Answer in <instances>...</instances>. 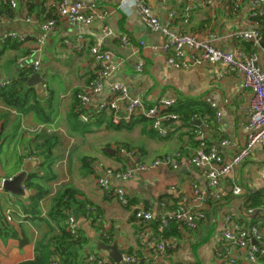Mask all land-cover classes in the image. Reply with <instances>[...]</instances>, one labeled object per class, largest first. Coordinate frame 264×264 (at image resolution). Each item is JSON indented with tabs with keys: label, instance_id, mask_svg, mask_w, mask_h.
Listing matches in <instances>:
<instances>
[{
	"label": "crops",
	"instance_id": "obj_1",
	"mask_svg": "<svg viewBox=\"0 0 264 264\" xmlns=\"http://www.w3.org/2000/svg\"><path fill=\"white\" fill-rule=\"evenodd\" d=\"M86 1L98 3L109 14L105 19L89 25L60 22L58 28L46 38L40 56V70L29 75H40L42 83L30 86L27 82L29 87L35 89L36 102L43 104L48 98L53 100V121L44 123L36 113L23 114L0 99V209L12 210L11 226L20 239L28 240L27 244L21 246L18 239L3 240L0 237V264H20L33 260L38 242L60 234L59 226L49 214L55 199L67 189L79 191L78 199L87 201L91 207V215L78 218L80 231L90 242L86 253H98L110 260L106 251L98 249V243L103 242V230L110 237L107 245L116 242L121 253L132 252L142 257L144 252L140 233L146 231L148 237L154 238L155 231L150 227L152 221H135L130 208L121 206L112 194L99 189L96 178L107 168L124 170L136 163H150L159 158L176 156L178 169L160 166L147 173H137L126 181L111 180L113 187L125 189L132 207L144 208L159 219L163 202L175 206L193 183L202 189L208 187L204 171L188 162L201 141L199 131H202L205 140L218 147L225 162H230L246 142L245 124L252 93L243 89L241 73L226 71L221 64L174 69L168 65L167 54L162 50L163 35L144 25L131 0H126V9L119 7L122 0ZM145 1L161 22L171 21L179 32H188L201 41H210L218 49L233 52L237 48L251 50L245 46V42L239 43L229 38L235 31L257 25L248 0L242 1L238 10L233 9V0H217L212 4L201 0ZM191 2L197 4V8L189 24H185L183 10ZM16 3V8H11L9 15L0 16V37L16 32L25 37V41L19 49L8 50L0 59L1 85L18 77L21 69H32L21 64L20 60L31 57L35 41L40 36L39 25L56 16V0H16ZM105 28L113 31L114 36H105ZM123 35L128 37L129 45L121 42ZM66 42L82 43L83 49L75 50ZM141 42L145 45L142 46ZM95 46L110 51L113 54L111 63L122 61V66L104 82L102 90L94 94L89 103L78 106L76 91L85 89L102 69V64L97 63L91 53ZM139 59L145 62L142 72L137 71ZM259 64L264 70L262 52L259 53ZM118 82L125 83L131 96L147 104L168 98L176 101L193 99L208 105L214 103L216 107L213 109L221 116L216 115L210 126L201 118L197 119L202 124L193 123V127L180 121L167 138H161L151 131L148 123L138 124L132 130L117 129L108 113L104 112V119L99 114L101 102L109 96L111 86ZM224 139L230 141L229 146L220 144ZM50 140L54 142L52 167L56 178L50 182L40 181L49 193L40 203L41 214L34 218L26 213V208L35 191L28 189L25 183L31 174L39 170L44 161L40 151ZM121 149L126 154L121 153ZM21 173L26 174L23 188L28 194L16 196L5 191L3 181ZM263 175L264 142L257 145L241 167L222 179L218 191L225 197L213 203L208 221L196 231H181L179 239L171 240L168 257L172 264H200L185 255L183 246L189 242L194 246L203 237L208 242L215 235L222 239L214 249V261L218 264L217 253L227 245L218 219L230 214L236 221L245 220L246 205L253 203L255 194L262 192L264 195ZM237 185L245 190L241 196H234L230 192ZM260 216H264V212L256 218H262Z\"/></svg>",
	"mask_w": 264,
	"mask_h": 264
},
{
	"label": "built area",
	"instance_id": "obj_2",
	"mask_svg": "<svg viewBox=\"0 0 264 264\" xmlns=\"http://www.w3.org/2000/svg\"><path fill=\"white\" fill-rule=\"evenodd\" d=\"M8 3L12 8H16V0H0ZM136 7L144 25L153 32H159L164 37L162 50L167 54V63L170 67L181 69H192L208 64H221L226 71H236L243 75V89L252 93L251 107L247 123L245 124L246 142L232 157L230 162H225L223 156L216 145H208L203 138L195 147L189 157V164L205 173L208 187L202 189L196 183L191 184L190 189L185 193L175 206H170L166 202L161 204V230L168 227L169 223L175 221L179 224L181 231H196L200 225L207 222L212 211L213 203L223 200V195L218 191L221 181L227 175L233 173L241 167L251 156L254 149L264 142V70L259 64V53L264 54V33L260 25L247 30H238L230 34L229 38L239 43H250L251 50L237 48L236 51H226L216 48L210 41H201L193 34L179 32L174 29L172 22L163 23L154 14L152 7L145 0H131ZM199 1V0H198ZM207 4L215 3L217 0H201ZM244 0H233V9L238 10L240 3ZM253 7L252 17L264 15V0H248ZM56 16L40 26V36L35 41L31 57L21 59V64H25L38 72L41 68L40 56L45 46L48 34L54 32L60 22L78 25L92 24L97 20L107 17L109 11L102 8L98 3L80 0L71 2L70 0H56ZM127 1L122 0L119 7L126 9ZM197 4L189 3L183 10V22L189 24ZM29 20V19H27ZM172 20V19H171ZM105 36H114V32L108 28L104 29ZM11 38L20 42L25 41V37L16 32H9L2 35V39ZM123 45H129L128 37L121 36ZM73 49L81 51L82 43H68ZM142 46L144 42L140 43ZM91 53L97 63L102 64L99 74L80 93L77 99L81 105L89 103L91 97L102 90L104 82L116 71L120 70L122 61L111 63L113 54L110 51L102 50L95 46ZM145 62L139 59L137 71L144 70ZM211 102V101H209ZM176 104L174 98L160 99L152 104H147L138 97L131 96L128 86L118 82L111 86L109 96L100 104L101 112L109 114L114 125L122 122L129 123L133 119L145 118L148 127L161 138H167L176 130L177 124L181 121L179 115L170 112ZM215 108L214 103H209ZM220 117V112L216 113ZM193 121L198 119L193 118ZM207 128H209L207 126ZM222 146H229L230 141L224 139L220 142ZM125 153L124 149L120 150ZM126 154V153H125ZM128 154V153H127ZM160 166H169L178 169L179 161L176 156H167L156 159L150 163H136L128 166L124 170L107 168L96 178L99 189L110 193L117 202L126 208L131 209L134 219L141 223H148L156 219L152 212L140 208L132 207L129 198L123 187H113L112 179L128 180L137 173H147ZM12 179V178H11ZM264 181V175H263ZM234 196H241L245 193L242 186H235L230 190ZM246 219L234 220L230 214H225L219 220L221 234L227 245L217 253L218 264H264V216L258 219L259 213L264 212V204L253 207L251 203L246 205ZM5 221L9 224L13 222L12 210L2 211ZM254 217V218H253ZM253 218V219H252ZM69 230L77 234L80 230V222L75 216H70L67 221ZM106 240H110L105 231H101ZM144 255L122 254V261L117 263L112 259L107 260L98 253H89L88 264H172L167 249L171 245V240L156 241L148 237L146 231L140 233ZM54 264H57L56 262Z\"/></svg>",
	"mask_w": 264,
	"mask_h": 264
},
{
	"label": "trees",
	"instance_id": "obj_3",
	"mask_svg": "<svg viewBox=\"0 0 264 264\" xmlns=\"http://www.w3.org/2000/svg\"><path fill=\"white\" fill-rule=\"evenodd\" d=\"M11 8L12 7L8 3L0 1V16L9 15L11 13ZM255 20L258 22L262 32L264 33V15L257 16ZM21 44L22 42L18 40H13L11 38L1 40L0 37V59L6 54L8 50L19 49ZM244 44L246 47L251 48L250 43L245 42ZM31 73H33V69H21L18 77L13 78L10 82L8 81L2 85L0 84V99L3 100L7 105L18 109L23 114L34 112L40 117L42 122L50 123L53 121L55 111L53 100L48 98L43 104L35 101V89L27 85V82L30 78L29 75ZM81 91H76L75 97ZM76 104L81 106L78 99ZM80 111L81 109H79V112ZM170 112L179 115L183 123L192 127L194 122L192 120L193 118H201L202 120H205L209 126L210 123L216 118L215 109L211 108V106L206 103L197 102L193 99H179L170 109ZM102 115L104 116L102 117ZM99 116L103 119L104 117L106 118L104 112H101ZM142 123L147 124V119L137 118L133 119L129 123L122 122L121 124L115 126L117 129L132 130L136 125ZM207 144L212 145L208 141ZM45 146V149L40 151L41 155H43L44 161L40 165L37 173L31 174L25 183L28 189L35 191V193L30 197L29 206L26 208V213L34 218H37L41 214L40 203L49 193V191L43 186L42 183H40V181L50 182L56 178L52 167L54 163L52 149L54 142L51 143L50 140ZM128 150L130 151L131 149L128 148ZM40 172L43 173L42 176L39 175ZM80 194L81 193L75 189H67L55 199V205L50 211L49 217L59 226L60 234L50 238L49 240L38 242L35 246V258L20 264H54L55 262L57 264H88L87 259L89 254L85 252L90 244L88 238H86L80 230L77 234L71 233L67 224L70 216L79 218L88 217L91 215V207L89 203L87 201L78 199L77 196ZM263 202L264 195L262 192L257 193L253 197L252 206L258 207L262 205ZM161 225L162 222L160 218H156L150 223V227L155 231L154 238L156 241L174 240L181 237V228L175 221L170 222L168 227H165L162 230ZM0 237L3 240L18 239L20 240L21 246L28 243L26 238L20 239L18 233L11 226V224L5 221L2 214H0ZM101 240L105 243H109L103 235H101ZM169 253H171V248L167 249V254ZM129 254L133 253L129 252Z\"/></svg>",
	"mask_w": 264,
	"mask_h": 264
},
{
	"label": "water",
	"instance_id": "obj_4",
	"mask_svg": "<svg viewBox=\"0 0 264 264\" xmlns=\"http://www.w3.org/2000/svg\"><path fill=\"white\" fill-rule=\"evenodd\" d=\"M42 83V78L38 74L32 75V77L29 78L28 84L30 86L38 85ZM196 125H201V121L196 120L193 122ZM113 153V152H112ZM26 180V174L21 173L12 179H6L3 181L2 187L5 191L12 193L16 196H24L28 194V192L23 188V183ZM98 249L106 251L109 254L110 259L113 261L120 263L122 261V254L118 249V245L116 242H114L111 245H107L105 242H99L98 243Z\"/></svg>",
	"mask_w": 264,
	"mask_h": 264
},
{
	"label": "rangeland",
	"instance_id": "obj_5",
	"mask_svg": "<svg viewBox=\"0 0 264 264\" xmlns=\"http://www.w3.org/2000/svg\"><path fill=\"white\" fill-rule=\"evenodd\" d=\"M221 240L218 235H215L208 242L203 237L197 240L194 246H191L190 242L187 243L183 246L182 251L191 261L200 262V264H215L214 249Z\"/></svg>",
	"mask_w": 264,
	"mask_h": 264
}]
</instances>
